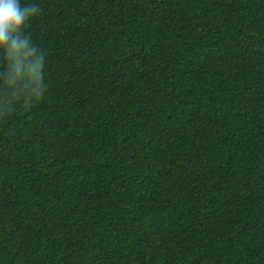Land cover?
<instances>
[{
  "label": "trees",
  "instance_id": "1",
  "mask_svg": "<svg viewBox=\"0 0 264 264\" xmlns=\"http://www.w3.org/2000/svg\"><path fill=\"white\" fill-rule=\"evenodd\" d=\"M20 3L0 264H264V0Z\"/></svg>",
  "mask_w": 264,
  "mask_h": 264
},
{
  "label": "clouds",
  "instance_id": "2",
  "mask_svg": "<svg viewBox=\"0 0 264 264\" xmlns=\"http://www.w3.org/2000/svg\"><path fill=\"white\" fill-rule=\"evenodd\" d=\"M38 11V5L21 6L20 0H0V47L11 40L12 49L22 48L24 41L19 39V33Z\"/></svg>",
  "mask_w": 264,
  "mask_h": 264
}]
</instances>
